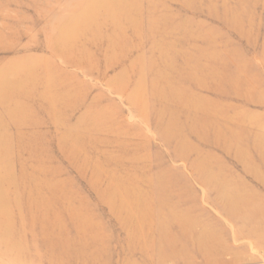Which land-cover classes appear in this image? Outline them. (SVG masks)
I'll use <instances>...</instances> for the list:
<instances>
[{
    "label": "rangeland",
    "instance_id": "1",
    "mask_svg": "<svg viewBox=\"0 0 264 264\" xmlns=\"http://www.w3.org/2000/svg\"><path fill=\"white\" fill-rule=\"evenodd\" d=\"M131 2L138 25L122 28L119 42L128 48L115 62L119 69L102 79L45 50L56 28L80 12L81 0H0V70L25 67V62L45 68L36 59H46L63 87L85 92L78 109L61 116L35 111L20 119L22 127L3 116L16 159V180L10 185L18 189L3 197L10 203L13 228L0 234V264H264V161L257 152L264 143V0H130L122 5ZM163 16L171 29L148 33L150 26L162 25ZM73 36L71 58L82 64L95 63V52L108 40L103 33L95 39L89 33ZM138 63L144 97L136 101L144 118L128 100L136 70L130 83L119 86L123 93L106 86ZM98 65L100 70L103 64ZM192 70L198 78L190 83L186 72ZM179 75L187 82L173 80ZM39 84L36 95L44 89ZM154 86L212 97L216 115L211 122H196L199 135H192L186 126L196 123L170 115L168 110L179 105L158 99ZM100 93L96 108L89 107ZM67 100L47 103L64 110ZM41 105L31 98V110ZM99 118L102 127L92 129ZM172 122L176 128L168 132ZM163 131L167 138L175 135L170 145ZM67 132H79L72 138L77 149L64 145ZM19 139L26 141L18 145ZM22 170L27 178L20 177ZM220 189L237 204L246 200L241 194L251 193L258 215L247 204L240 213H227ZM30 190L35 193L28 197ZM137 207L148 210L132 212ZM14 248L22 250V261L12 257Z\"/></svg>",
    "mask_w": 264,
    "mask_h": 264
},
{
    "label": "bare ground",
    "instance_id": "2",
    "mask_svg": "<svg viewBox=\"0 0 264 264\" xmlns=\"http://www.w3.org/2000/svg\"><path fill=\"white\" fill-rule=\"evenodd\" d=\"M124 1L127 2L130 0H81L82 5L80 7V12L72 19L73 21L70 20L71 22L70 21L66 22L65 24L59 25L56 28L53 39H51L49 44L44 45L45 50L51 52L60 61L66 62L67 64H69V66L72 65L74 67H80L82 69H86V72H88L89 74H94L95 72L99 78L103 79L104 74H106V72H108L109 70H114L116 68L119 69L120 64L118 63L117 65L115 64V62H119V56H120L119 54L128 48L126 43L119 42V33L122 31V28L136 27L138 25V21H136L134 17V15H136L138 11L136 7V3L133 2L135 3L133 4L131 2V6L126 7L122 5ZM226 13L227 12L224 11L225 16ZM75 23H82L85 24V26L82 28L80 27L77 28L74 27ZM169 23L170 21L168 17L163 16L162 25L160 27L150 26L148 28V33L150 34L166 33L171 29ZM77 33H89V35H92L91 38H93L97 34H101V33L106 34V38L108 40L106 41L104 49H98L95 52L96 53L95 55L99 57V59L95 63L93 62L89 64L88 63L82 64L80 63L79 60L75 59L76 57L74 59L71 58V53H74L73 51H75L74 50L75 46L73 45V40L75 39V37L73 36V34H77ZM68 40L72 42L68 43ZM69 49L72 52H70ZM110 56L115 61H113V59ZM106 58L109 61L112 59L111 62L105 63ZM36 61L46 64V66H44L45 68H40L39 65H34L32 62H28V63L25 62V65L27 64L25 67H23V65L22 66L14 65L8 67L6 70H0V108L2 110L0 113V234L2 233L5 234L6 232H8V230L10 231L13 228L11 215L9 211H7L8 205L10 203L9 204L5 203L6 201H4L3 197L6 196L8 190L12 191L13 189H15V187L11 186L10 183L12 180H16L15 175L12 171V166H13L12 164L16 159L13 158L11 152L12 140L10 139L9 135L4 131V126L6 125V123L4 122L5 118H3V116H6L8 119L10 118V122H12V124L17 125L18 127H22L23 124L21 123L20 119L32 115L33 112L35 111L39 114H47V116L57 117V116H61V114H64L69 109L77 110L78 104H81V102L83 101V95L85 93L84 91L83 93H81L80 91L79 92L73 91L72 89H66L65 87H63L62 86L63 80L60 77L59 78L56 77L57 72L53 70L50 61L46 59H41V60L36 59ZM186 61L187 60H185L184 70H189ZM101 63L103 64V67H101L100 70L97 68L95 69V66H99L98 64L101 65ZM135 70L137 71L138 76L136 82L134 83L133 90L128 96V100L130 105L132 104V106L134 107V110L136 112H139L138 116L140 118H144L142 113H145V111L142 112V109L139 108L136 101V99L139 98L140 100L143 101V97H144L141 95V91H140L141 88L144 87V83L142 81V75H141L142 66H140L139 63L137 64V67L131 64L129 66V69L122 70L120 73L118 72L117 76H115L113 80L111 79L112 81H108V83H106V86L108 87L110 92L119 95V93L122 92L120 91L121 88H119V86L121 87L124 86L126 83H130L131 80L130 73ZM53 76H54V81L53 80L51 81L50 79H53L52 78ZM186 78L190 83L192 81H195L198 78V76L196 75V71L192 70L186 72ZM175 79L176 80L178 79L180 81L184 80L185 82H187V80L181 78L180 75L176 76V78L173 77V80ZM199 81L201 82V80ZM51 83L53 84V88L50 89ZM37 84L44 85V89L38 95H36L37 93H35V88H34V86H36ZM197 84L198 85H196V87L201 89L202 86L199 85L198 82ZM155 87L156 86H154V88L152 89V94L157 96L158 99L163 98L165 100V101L163 100L164 102L172 100L179 105L178 108L169 109L168 110L169 114L170 115L178 114L179 116L185 117L184 120L186 123L188 122L196 123L198 121H204V123L211 122L216 115L214 110L215 107L213 106L216 105V103H214L216 99H213L212 97L209 100L205 98L206 99L205 100L203 97L197 96L194 93H188V97H187L185 94L186 92L182 90L171 89L169 86H163L162 89H157ZM102 96L103 95L101 93L97 94L95 96V99L90 102L89 107L95 106L94 108H96L97 103H99L98 99ZM33 97L35 98L37 97V99L44 104L41 105L40 109L36 108L35 110H31V108L34 107L31 106V98ZM66 97L68 99L67 102H64L67 105L66 109L62 110L63 108L56 107L57 103L60 104L59 102H63ZM198 98L203 99V102L202 100L201 102H199ZM47 101H49V103L54 101L56 105L53 106L47 103ZM227 114L229 113L227 112ZM98 120L99 121L96 120L97 122L94 121V123H92L91 125L92 129L97 130L102 127L103 124L101 123L102 122L101 118H99ZM81 123L79 122L77 124L78 129L81 128L82 126ZM175 124L176 122H172V124L170 123L169 128L167 127V131L169 132L172 129L176 128ZM37 125H38L37 123H34L32 127H36ZM186 125L187 124H185V126ZM196 125L197 123L190 124V126L187 125L186 130L188 128L191 129L192 132L194 130L195 134L192 133V135H196L198 134L196 132L198 126ZM261 131L263 133L264 129ZM77 133L79 132L72 134L69 132H67V134L65 133L64 135L65 139L63 140L64 145L67 146L69 145V143H71L77 149L79 145L78 144L76 145L74 143V140L72 139ZM259 135L262 134L260 133ZM161 136L164 139V143L166 142L165 143L166 145H170L171 140L175 138V135L172 138L171 137L167 138L165 136L164 131L161 134ZM66 138H68L69 140ZM25 141H26L25 139H21V140L19 139L18 145L24 144ZM180 142L182 143V141L179 140V143ZM59 143H61L62 146V142L60 141ZM75 148L73 149V152L75 151ZM257 152L262 155L260 156V158L261 161L263 162L264 143H261V145L257 148ZM175 158L176 160L180 159V156L175 155ZM21 172L22 175L20 177H22L23 179L27 178L25 177L27 174L23 170ZM201 183L205 185L207 181L203 180ZM4 185L6 186L5 191L3 189ZM207 188L211 189V187L209 186H207ZM16 189H18V186ZM210 191L213 190L211 189ZM218 192L222 194L221 197L224 199L227 192L223 193L221 189ZM34 193L35 190H30L27 196L28 197L30 195L33 196ZM250 194L251 193L240 195V197L242 196V198L246 199V200L242 199L241 203L243 204H237V202L235 201L237 199L233 195H229L228 196L229 199L225 198V202H227V206H228V208L226 207L227 208L226 212L240 213V210L244 208V206L246 207L247 204L248 206H250V208L253 207V211L255 215H258L256 203L252 200V196ZM249 198L251 199V202ZM123 210L127 212V210L125 209ZM147 210L148 208L144 209L142 207H137L136 209L133 208L132 212H138V214H142ZM21 215L22 214H18V217L20 219H22ZM36 215H41V211L37 212ZM236 218L238 219V217ZM240 219L242 221H240L239 223L242 224L247 223L246 219L244 220L242 218ZM14 250H16L17 252L16 253L14 252L13 256L12 255L11 256L16 260L22 261L21 259L23 255L22 250L18 248H14Z\"/></svg>",
    "mask_w": 264,
    "mask_h": 264
}]
</instances>
